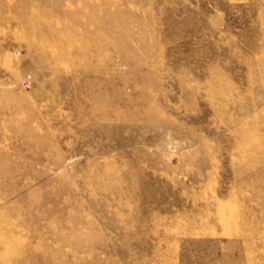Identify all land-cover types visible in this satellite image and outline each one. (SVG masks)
Segmentation results:
<instances>
[{
	"label": "rangeland",
	"instance_id": "rangeland-1",
	"mask_svg": "<svg viewBox=\"0 0 264 264\" xmlns=\"http://www.w3.org/2000/svg\"><path fill=\"white\" fill-rule=\"evenodd\" d=\"M0 264H264V0H0Z\"/></svg>",
	"mask_w": 264,
	"mask_h": 264
}]
</instances>
